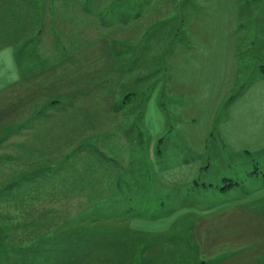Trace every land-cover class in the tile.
Returning a JSON list of instances; mask_svg holds the SVG:
<instances>
[{
    "label": "rangeland",
    "instance_id": "1",
    "mask_svg": "<svg viewBox=\"0 0 264 264\" xmlns=\"http://www.w3.org/2000/svg\"><path fill=\"white\" fill-rule=\"evenodd\" d=\"M160 1L0 0V264H78L83 252L95 262L96 242L66 236L100 229L102 212L164 211L154 170L174 162L149 155L143 108L168 82L172 49L188 34L175 20L161 24H178L193 0ZM244 8L233 99L264 80V0H243ZM157 19L160 27L148 28ZM167 88L159 101L171 119ZM124 131L129 163L114 148ZM174 132L159 148L177 156ZM108 179L113 190L103 194Z\"/></svg>",
    "mask_w": 264,
    "mask_h": 264
},
{
    "label": "crops",
    "instance_id": "2",
    "mask_svg": "<svg viewBox=\"0 0 264 264\" xmlns=\"http://www.w3.org/2000/svg\"><path fill=\"white\" fill-rule=\"evenodd\" d=\"M166 1L161 0L160 7ZM242 1L193 0L178 24L177 18L161 24L166 28L175 20L178 32L183 26L188 30L185 41L174 43L168 82L151 91L143 108L149 155L174 162L154 170L165 209L146 218L100 213L106 215L94 220L100 229L66 236L96 242V261L83 252L78 264H264V80L231 98L239 68L238 28L246 9ZM158 22L161 19L150 21L148 28L160 27ZM166 86L167 97L176 104L171 119L159 101ZM173 131L180 140L177 156L159 148ZM129 143L124 131L114 144L122 162H130ZM103 150L99 152L105 156ZM118 175L112 170L113 177ZM131 175L136 177L135 172ZM114 183L106 180L103 194H109ZM123 222L127 226L120 232ZM67 250L48 246L50 252ZM63 261L53 263L71 264Z\"/></svg>",
    "mask_w": 264,
    "mask_h": 264
}]
</instances>
